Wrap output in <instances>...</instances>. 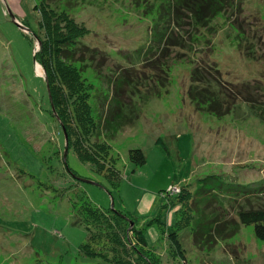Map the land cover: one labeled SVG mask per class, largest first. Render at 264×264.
<instances>
[{"label": "rangeland", "instance_id": "374dc122", "mask_svg": "<svg viewBox=\"0 0 264 264\" xmlns=\"http://www.w3.org/2000/svg\"><path fill=\"white\" fill-rule=\"evenodd\" d=\"M176 1L64 0L91 30L83 40L88 45L84 76L92 84L91 102L102 128L110 116L95 140L111 144L112 158L122 171L114 188L73 148L64 159L65 131L50 112L44 68L35 60L39 42L33 44L34 35L24 24L37 23L35 0H0V264L86 263L89 258L80 247L88 229L79 223L74 207L83 201L81 192L103 209L121 210L147 224L148 242L164 256L163 264H183L161 232L178 218L180 204L172 202L178 194L167 192L171 185L190 183L195 191L213 187L220 201L198 198L202 204L195 208L226 224L227 230L240 224L238 211L246 202L227 191V185L264 184L263 89L257 91L259 100L245 101L241 85L264 88V0H234L203 31L185 19L180 34L189 46L173 49L167 58L169 73L161 72L163 82L156 81L160 72L150 61L160 48L155 52L163 22L170 16L176 25L171 9ZM192 41L197 43L191 49ZM95 49L100 54L93 59ZM213 56L228 81L225 89L239 96L225 115L209 110L207 91L215 94L217 83H204L194 71ZM135 148L147 156L139 167L130 159ZM216 181L222 185L214 187ZM157 217L164 227L150 224ZM239 228L211 249L202 247L201 237L194 239L191 227L181 230L190 264H264V241L255 226Z\"/></svg>", "mask_w": 264, "mask_h": 264}, {"label": "trees", "instance_id": "16d2710c", "mask_svg": "<svg viewBox=\"0 0 264 264\" xmlns=\"http://www.w3.org/2000/svg\"><path fill=\"white\" fill-rule=\"evenodd\" d=\"M232 3L234 0H178L174 5H171L176 25L172 24L174 18L171 19L170 16L166 22H163L162 39L156 40L159 41V44L156 46L155 52L157 47L161 49L159 48L154 55L155 58L150 61V65L160 72L156 81H162L161 72L169 73L170 65L167 58L172 54L173 49L175 47L184 49L189 46L188 39L184 34H180L181 30L185 32L184 20L192 19V23L203 31L209 27L214 18L228 10ZM64 6V0H35L34 10L38 15L37 23L32 25L28 21L24 22L34 35L33 44L36 46L37 41L41 43L39 51L35 53V58L36 63H40L46 71L48 78L46 81L50 88L52 106L50 112L66 131L69 149L73 148L83 161L91 163L100 174L109 179L114 188H118L121 183L122 171L117 166L115 159L112 158L111 144L103 138L100 141L95 140L96 136L101 135L99 132L102 124L94 115L91 102L92 84L84 76L88 61V58L85 57L87 51L85 49L88 48V45L83 40L91 33V30L85 22L78 20L69 8ZM159 27L161 28V26ZM239 27L243 28L241 24ZM177 28L179 29L177 30ZM196 43L191 49L196 47ZM209 47L211 48L212 45ZM252 49H250V54L254 53ZM94 52L96 55H93V59L100 54L97 49ZM249 56L253 58V56ZM215 59L214 56L211 61L204 59V63L198 64L194 71L198 77L201 75L205 79L204 83L211 86L217 83L218 91L215 94L207 91L210 94L208 97L211 98L209 110L211 112L215 110L214 112L225 115L235 107L236 99L239 96H233L229 90H226L227 88L225 89L224 86L228 81L220 69V63ZM203 72L207 75H203ZM229 84L234 87L237 85L233 82H229ZM241 85L245 87L242 94L245 101L259 100L257 91L261 89L264 94V88L260 85L256 86L255 83L247 82V84ZM239 92L242 93V90ZM220 99H223V103L220 102ZM109 117L107 116L104 126L108 125ZM130 159L139 167L147 161V156L142 149L135 148L130 150ZM68 168L73 172L70 167ZM213 177H219V175L208 176L209 179ZM201 180L204 181V178ZM208 180H205L206 183ZM255 181H247L248 184L241 186L227 185L226 190L235 192L246 202L240 206L238 211L239 225L253 224L255 234L264 241V184L254 185ZM221 185L220 181H216L214 187ZM208 188L207 186L200 187L195 191L190 188V183L184 184L181 193L176 196L177 199H172L173 203L180 204V208L176 210L178 218L175 224L171 225L168 231L164 228L161 229L163 235L169 239V250L171 249L175 255L180 256L183 264H190V262L180 240L179 232L181 230L191 227L194 239L198 240L201 237L202 247L207 249L215 246L217 241L234 237L239 232L237 229L240 230L239 225L236 224L227 230L226 224L220 223L215 217L207 218L204 211L199 213L195 208L202 204V201L198 202L200 201L197 200L198 198L203 199L207 196L210 199L207 201L210 203L213 198L220 201L213 196V187L211 190L209 189L210 191H206ZM200 194L202 196L199 197ZM78 196L82 197L83 201L74 203L76 217L79 223L88 229V238L80 247L81 253L89 258L84 264H163L165 262L164 256L159 254L156 248L148 242L147 224H142L121 210L103 209L91 202L83 192L78 193ZM78 202L80 206L77 205ZM218 216L219 214L216 217ZM213 219L217 221L215 227L211 224ZM154 222H158L159 227L165 225L160 217L153 219L150 224Z\"/></svg>", "mask_w": 264, "mask_h": 264}, {"label": "water", "instance_id": "95a60500", "mask_svg": "<svg viewBox=\"0 0 264 264\" xmlns=\"http://www.w3.org/2000/svg\"><path fill=\"white\" fill-rule=\"evenodd\" d=\"M11 15H12V18L14 19L15 22H17L25 31H28V28L25 25L21 24L16 19L15 15L13 13H11ZM40 47H41V43L39 42L38 46H36L35 52L39 51ZM35 60H36V58H35ZM44 77H45L46 80H48L45 70H44ZM47 85H48V90H49V94H50V98H51L49 84L47 83ZM53 110H54V107H53ZM65 135H66V148H65V154H64V157L65 158L64 159L66 160L67 159L68 152H69V141H68V135H67L66 131H65ZM132 225H134V224H132Z\"/></svg>", "mask_w": 264, "mask_h": 264}, {"label": "built area", "instance_id": "2783aa9c", "mask_svg": "<svg viewBox=\"0 0 264 264\" xmlns=\"http://www.w3.org/2000/svg\"><path fill=\"white\" fill-rule=\"evenodd\" d=\"M181 190H182V188H181L180 186H177V185H171V186L169 187V189L167 190V192H168L169 194H179V193H181Z\"/></svg>", "mask_w": 264, "mask_h": 264}, {"label": "bare ground", "instance_id": "6f19581e", "mask_svg": "<svg viewBox=\"0 0 264 264\" xmlns=\"http://www.w3.org/2000/svg\"><path fill=\"white\" fill-rule=\"evenodd\" d=\"M43 68V67H42ZM38 70H39V72H43V71H41V66H38Z\"/></svg>", "mask_w": 264, "mask_h": 264}]
</instances>
